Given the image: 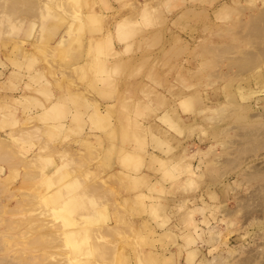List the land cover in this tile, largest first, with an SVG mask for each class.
Wrapping results in <instances>:
<instances>
[{
    "label": "rangeland",
    "instance_id": "374dc122",
    "mask_svg": "<svg viewBox=\"0 0 264 264\" xmlns=\"http://www.w3.org/2000/svg\"><path fill=\"white\" fill-rule=\"evenodd\" d=\"M262 9L0 0L1 264H242L264 229L240 207L246 165L219 177L262 85L234 67L257 52L247 32ZM228 208L249 236L230 234Z\"/></svg>",
    "mask_w": 264,
    "mask_h": 264
},
{
    "label": "bare ground",
    "instance_id": "6f19581e",
    "mask_svg": "<svg viewBox=\"0 0 264 264\" xmlns=\"http://www.w3.org/2000/svg\"><path fill=\"white\" fill-rule=\"evenodd\" d=\"M253 18H254V16L252 17L251 21H253ZM255 20L256 21L252 22L253 24L251 26V29H248L249 31L251 30V32L248 31L247 33L250 36L251 35L253 36V39L255 40L253 47H255L254 49H256L257 52H254V54L249 52V53H251V54H249V53H246L244 51L245 53H243V54H246V56L244 58H242L241 60H237L240 58H236V60L238 61L236 63H238V64H237V67L236 66H234V67L237 70L239 68L240 72L238 71L239 72L238 76L240 75V73L242 76L246 72H250V71L256 69L257 71L255 70L256 71L255 74H257V75L259 74V75L256 78L255 84L258 86V84L261 83L262 85H261V87H259V89H256V90L254 89V90L250 91V93H249L250 94L249 99H251L252 103L247 105V107L249 110L251 109L252 113L248 117L249 120H247L245 118L246 123L242 122L238 127L234 126L235 127V137H234V139L232 138L233 140L230 141L231 148H229L230 152H228V156H224L222 159V169L224 170V173L221 174V176L219 178L225 177L226 174L228 175L231 172L241 170V168H243L242 166L246 165L247 169L243 173H241L242 175L240 174L241 175L240 177H242L243 181L246 182V184H248V186L250 187V192L245 198L240 197L238 195L240 207H241V209H243L244 217L247 216V218H254L252 220L256 221V223L259 224L261 226V228L264 229V65L262 67V63H263L264 59H263V61H260L258 59V56H260V58H261V56L264 57V9H262L257 14V17ZM257 21H258V24L256 25ZM249 28H250V24H249ZM245 34H246V32H245ZM248 34H247V36H249ZM247 36H244V37L247 38ZM250 36H249V38H250ZM249 41H251V40L249 39ZM252 42H250V43H252ZM250 43H248V45H250ZM248 50H250V49H248ZM252 51H253V49H252ZM240 56L242 57V55H240ZM232 59L234 60V58H232ZM228 66L230 67V64ZM231 66H232V64H231ZM260 67H261V69H260ZM257 68H259L261 71H259ZM230 69H231V67H230ZM230 69H228V70H230ZM233 75L237 78L236 73H233ZM259 94H263L262 97H259ZM236 104H237V102H236ZM238 105L241 107V109H240V107H237L240 110H242L243 106H245V105H243V103L238 104ZM232 109H234V108H232ZM235 110H237V109L235 108ZM246 111H248V110H246ZM236 113H237V111H236ZM248 113H249V111H248ZM246 114H245V116H246ZM225 117H224V119H225ZM242 119H244L243 114H240L236 117L237 122L241 121ZM237 122L236 123L234 122V123L237 124ZM225 123L228 124L226 121H225ZM225 128H226V126H225ZM232 129H234V128H231V130ZM226 131H228V130H225L224 132H226ZM2 147H4V148H2ZM6 148L8 149V147H6L3 144L0 147V153L3 152V149H6ZM227 148H228V145H227ZM227 148H226V150H227ZM7 149H6V151H7V153H9L10 150L9 149L7 150ZM6 151L3 152V155L0 154V160L1 161L5 162V161L9 160L7 158L8 154L6 153ZM4 153H6V154H4ZM40 159H42V158H40L38 152L32 156V161H34L33 163H35V160L37 161ZM189 168H190V166H189ZM191 172H192V174H194L193 170ZM208 181L213 182V181H216V179L215 178L210 179V180L208 179ZM60 192L64 193V190L60 191ZM62 195H64V194H62ZM226 211L228 214V218H227L228 226L227 227H228V231L230 232V234H234V233H238V232L243 234V232H244V234L249 236L248 229L250 227V224L246 225V226L240 225L239 227H237L235 229L234 228L235 224H233L234 223L233 220H230V216L233 214V212H231V210L229 208ZM251 223H254V222H251ZM207 228H210V222L207 225ZM212 231L217 234L216 236L223 235V233L220 232L219 226H216V225L213 226ZM258 239L261 241V243L254 240V244L251 245L246 251L242 252L243 254H245V256L239 260V261L242 260V264H264V232H262L258 235ZM221 242H222L221 245H223V246L226 245V240L223 241L221 239ZM222 254H223V252H222ZM1 261H3V260L1 259ZM0 264H1V262H0Z\"/></svg>",
    "mask_w": 264,
    "mask_h": 264
},
{
    "label": "crops",
    "instance_id": "0c3cea01",
    "mask_svg": "<svg viewBox=\"0 0 264 264\" xmlns=\"http://www.w3.org/2000/svg\"><path fill=\"white\" fill-rule=\"evenodd\" d=\"M10 83V82H9ZM8 85V83L6 82V86ZM12 85H14V83H12ZM11 85V87L13 88V89H17L18 88V86H19V89H20V92L21 91H23V89L25 88V86H26V82L24 81V82H22V83H20L19 85H14V86H12ZM10 88V85L9 86H7V88ZM6 92L8 93V91L6 90ZM25 92V91H24ZM57 94V90H54V92H53V94ZM8 94H10V93H8ZM18 94H20V93H17L16 95H18ZM10 95H13V94H10ZM42 100V99H41ZM43 101V100H42ZM116 151L118 150V149H120V144H116ZM125 148H127V147H125ZM165 153L166 154H163V153H157L158 155H161V156H168L169 155V149L167 148V149H165ZM114 165H116L115 167H117L118 169L120 168V166H119V164L117 163V160L115 161V163H114Z\"/></svg>",
    "mask_w": 264,
    "mask_h": 264
}]
</instances>
